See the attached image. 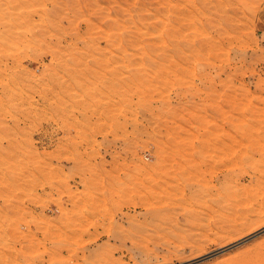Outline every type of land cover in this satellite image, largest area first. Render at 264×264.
Returning a JSON list of instances; mask_svg holds the SVG:
<instances>
[{
	"label": "rangeland",
	"instance_id": "1",
	"mask_svg": "<svg viewBox=\"0 0 264 264\" xmlns=\"http://www.w3.org/2000/svg\"><path fill=\"white\" fill-rule=\"evenodd\" d=\"M0 264H264V0H0Z\"/></svg>",
	"mask_w": 264,
	"mask_h": 264
},
{
	"label": "bare ground",
	"instance_id": "2",
	"mask_svg": "<svg viewBox=\"0 0 264 264\" xmlns=\"http://www.w3.org/2000/svg\"><path fill=\"white\" fill-rule=\"evenodd\" d=\"M263 100V99H262ZM251 111H253V110H251ZM254 117V116H253ZM240 118V117H239ZM243 118V117H242ZM252 130V129H251ZM244 136V135H243Z\"/></svg>",
	"mask_w": 264,
	"mask_h": 264
}]
</instances>
